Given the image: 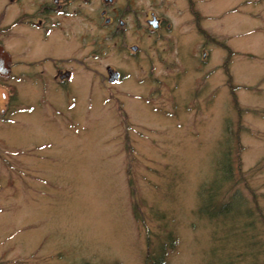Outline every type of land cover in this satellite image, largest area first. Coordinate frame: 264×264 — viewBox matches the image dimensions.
<instances>
[{
  "label": "rangeland",
  "instance_id": "rangeland-1",
  "mask_svg": "<svg viewBox=\"0 0 264 264\" xmlns=\"http://www.w3.org/2000/svg\"><path fill=\"white\" fill-rule=\"evenodd\" d=\"M121 2L119 32L104 0L2 32L0 264H264V0Z\"/></svg>",
  "mask_w": 264,
  "mask_h": 264
},
{
  "label": "flooded vegetation",
  "instance_id": "flooded-vegetation-1",
  "mask_svg": "<svg viewBox=\"0 0 264 264\" xmlns=\"http://www.w3.org/2000/svg\"><path fill=\"white\" fill-rule=\"evenodd\" d=\"M3 8H0V54H3L5 59V70L4 72L9 71V75L5 76L0 74V77L4 79H10L14 76V58L13 54L7 49L6 44L1 40L2 32L6 34H11V42L6 40V43L11 49L22 47L23 45L28 46L32 51H35V48H39L35 40L36 37L42 36L44 38L48 37L55 30H60L63 27L64 20L66 18V10L68 6L73 7L75 0H3ZM77 2V5L73 7L72 11L69 13V16L76 17L80 15L81 8L78 6L81 4L80 0ZM119 0H104L103 9L101 12V17H105V23H101L102 26H107L109 28H114L115 31L119 32L121 30L120 25L124 26V20L121 18L124 10V4ZM34 5V8H33ZM108 9L113 13L108 15ZM94 16H97L95 13ZM153 18L148 20L150 27H153L154 31L160 30L165 26V21H163L158 16L152 14ZM157 19V26L151 23V20ZM117 21L119 22L117 24ZM170 26L169 24L167 25ZM20 31V32H19ZM202 31H204L202 29ZM205 32V31H204ZM14 34V36H13ZM36 34V37H34ZM116 35L120 36L119 33ZM117 36V37H118ZM123 46V45H122ZM136 46L137 49L133 47ZM33 47V48H32ZM125 46L123 47V49ZM139 48L138 45H132V49L137 51ZM18 50V49H17ZM135 53V52H134ZM50 59H45L44 62H49ZM28 62V61H27ZM36 63L34 61L29 62L28 64ZM55 73L53 74L54 81L60 85L71 82H75V69L72 66H65L64 64H56ZM111 66L107 67L108 68ZM113 70L119 73L118 80L111 83H119L122 80L123 73L117 69L111 67ZM109 74V73H108ZM109 79V78H108ZM63 86V85H62Z\"/></svg>",
  "mask_w": 264,
  "mask_h": 264
},
{
  "label": "water",
  "instance_id": "water-1",
  "mask_svg": "<svg viewBox=\"0 0 264 264\" xmlns=\"http://www.w3.org/2000/svg\"><path fill=\"white\" fill-rule=\"evenodd\" d=\"M151 23L154 24L155 26H157L158 20L157 19L151 20ZM133 48L137 49L136 46H134ZM5 59H6V57L3 54H0V74L8 76L9 71L4 72V70H5ZM108 73H109V80L111 82H115L118 80L119 73L117 71H115L111 67H109Z\"/></svg>",
  "mask_w": 264,
  "mask_h": 264
},
{
  "label": "trees",
  "instance_id": "trees-1",
  "mask_svg": "<svg viewBox=\"0 0 264 264\" xmlns=\"http://www.w3.org/2000/svg\"><path fill=\"white\" fill-rule=\"evenodd\" d=\"M228 165H230V163H228ZM228 165H227V166H228ZM229 169H230V170H229L230 173H229V174H226V175L229 176V177H233L234 171L232 170L231 166L229 167ZM223 178L225 179V175H224ZM216 191H217V190H216ZM214 196H215L214 193H213V194H210V197H211V198H210L209 200H210V201L213 200V197H214ZM226 206H227V205H224V206H221V207H222V209H224V210L226 211V210H228ZM204 209H206V210H204V211H205V212L207 213V215H209L210 217L214 216V215H213L214 212H218V211H214V210H213L214 208H211V205H210V206L207 205ZM153 264H158V263H157V261H154Z\"/></svg>",
  "mask_w": 264,
  "mask_h": 264
}]
</instances>
